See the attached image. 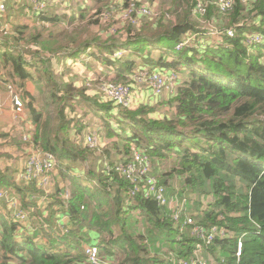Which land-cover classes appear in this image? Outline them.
I'll use <instances>...</instances> for the list:
<instances>
[{"label":"trees","instance_id":"16d2710c","mask_svg":"<svg viewBox=\"0 0 264 264\" xmlns=\"http://www.w3.org/2000/svg\"><path fill=\"white\" fill-rule=\"evenodd\" d=\"M13 1L9 4L11 15L17 5L30 14L33 12L31 6L21 4L20 0ZM185 1L172 0L173 14L169 11L147 22H127L126 37L121 42L99 39L58 47L53 34L46 37L40 31L32 32L29 25L15 26L10 36L0 40V76L5 77L0 78V86L7 88L13 83L28 95L23 81L30 79L42 88L45 82L56 103L55 117L48 109L45 120L44 114L30 104L36 123L33 145L55 154L58 162L67 168L89 162V167H85L86 179L63 173L62 180H57L48 190L50 196L44 201L47 209L41 213L43 218L34 222H29L30 216L24 220L16 217L12 222L7 220L9 228L6 225L0 232V264H91L85 252L90 244L99 247L104 259L120 258L118 264L191 261L202 240L193 236L186 225L187 216L198 218L206 229L217 226L229 233L223 239L216 238L212 245L202 243L215 261L264 264V0H250L247 8L242 0H236L232 11L224 15L226 31L215 37L206 36L211 31L197 25L193 7L198 1L193 0L192 4ZM205 8L203 14H197H206L207 19L219 22V18L213 17H221L222 12L214 11L212 4L209 8L205 4ZM246 11L251 14L249 21L245 20ZM168 13L176 15L180 22L166 27ZM34 16L44 17L41 13ZM63 19L55 15L46 23L58 24ZM231 28L234 36L228 34ZM197 33L205 35L197 37ZM190 34L195 36L192 43L196 46H185ZM256 35H262L263 39L249 44ZM21 41L35 43L18 46ZM27 45L30 49L34 46L36 52L23 53ZM154 50L161 53L159 63L153 60ZM48 53L55 57L66 54L67 58L82 54L83 62L97 61L105 66L103 69L114 70L122 81L136 72L134 65L139 58L144 64L139 70L168 60L170 66L163 65L153 73L164 74L163 70H170L168 74H176L179 83L183 72L189 75L173 97L176 109L169 112L173 114L159 116L156 107L143 105L130 109L106 96L96 97L87 85L91 80L76 86L63 82L47 65ZM29 54L34 55L30 60ZM9 66L12 69L5 70ZM12 77H18V81L8 80ZM111 77L99 76L98 80L107 81ZM23 98L26 101L24 94ZM82 102L100 106L110 133L115 132L114 135L128 144L124 156L120 155L117 161L111 151H106L107 159L102 157L100 161L97 156L91 161L89 153L93 150L88 145L76 147L68 136L67 128L73 122L69 113ZM133 146L150 155L169 199H187V213L179 222L169 205L145 196L144 184L135 189L112 169L116 163L125 161L134 151ZM172 158L176 160L175 165L159 175L165 171L157 172V163ZM107 160H111L110 165ZM75 169L80 171L78 167ZM35 184H25L22 198L39 205L42 194L47 191ZM67 191L69 198L65 197ZM14 194L11 196L15 198ZM20 207L27 210L23 205ZM138 222L147 224L144 235L140 234ZM241 238L243 253L238 259Z\"/></svg>","mask_w":264,"mask_h":264},{"label":"rangeland","instance_id":"374dc122","mask_svg":"<svg viewBox=\"0 0 264 264\" xmlns=\"http://www.w3.org/2000/svg\"><path fill=\"white\" fill-rule=\"evenodd\" d=\"M193 0H187L185 3L190 2L192 4ZM201 1L202 3H205L207 8L212 4L214 11L220 10V7L222 8L223 5H226L227 10H222L221 17L220 15L213 17V18H219V22H216L213 19H207L206 14L204 16H201L194 12V15L196 16V20L198 21L197 25L200 28H203L207 30L208 33L206 36H218V34L226 31V19L224 18L225 13L231 12L233 7L236 4V0H197ZM21 4L28 5L27 3L20 0ZM48 2V11L46 13H41L44 17L51 19L55 15H60L64 17V19L58 23V24H45L43 22L38 21L37 24L32 25L30 30L40 31L46 35V37L51 36L53 34L54 44L58 47H64L68 44H74V45H80L84 43L85 41H94V40H101V41H107L111 42L112 39H115L119 42H121L122 39L126 37L125 30L127 29V22L129 21H141V22H147L149 21V18L154 19L156 16H160L161 14L164 15L165 13L169 12L171 7H173L172 0H47ZM242 2L245 5V8H247L250 4V0H242ZM151 9L154 10L156 13L154 17L151 16V14H147V16H141L137 15L136 12H139L141 9L145 8V12H148L149 6ZM196 7H193V10H195ZM171 14H173L170 11ZM168 13L167 17L169 18V22L167 23L166 27H170L171 25H174L177 22H180V20L177 18L176 15L171 16V14ZM217 14V13H216ZM31 15H34V12L31 13ZM245 20L249 21L251 20V14H249L248 11L244 13ZM176 16V17H175ZM183 16V15H182ZM181 16V17H182ZM172 18V19H171ZM177 19V20H176ZM174 20V22H172ZM221 22V23H220ZM125 24V25H124ZM243 24V23H241ZM139 27H134L135 30H137ZM11 29V27H10ZM9 29V30H10ZM115 30V32L112 34V30ZM220 30V31H219ZM219 31V32H218ZM228 34L229 31H233L235 35V31L233 28L227 30ZM12 34L11 31H8L7 33L1 34L0 38L4 39ZM26 35H29L26 34ZM205 34H195V36L203 37ZM231 35V36H234ZM195 36L193 34H190L187 37L186 45L185 46H196V44H193L192 42L195 41ZM211 37V38H212ZM262 35L259 36L261 38ZM35 43L34 41L25 42L21 41L19 42L18 46H20L23 43ZM95 43H93L94 45ZM120 44V43H119ZM179 46V45H178ZM181 48V47H179ZM121 50H126L125 48H120ZM29 50H32V53H35L36 51L33 48L30 49V45L25 46V49L23 53H28ZM58 50H62V48H58ZM21 52V50H19ZM27 51V52H26ZM40 53V52H39ZM154 53H156L157 57L160 58V53L156 52L154 50ZM41 54V53H40ZM129 54V52H128ZM31 54H29L30 56ZM49 59L54 60L55 54L48 53ZM29 58V57H28ZM141 61V63H139ZM136 65H134V68L136 69V72H134L132 75L128 76L127 81H122L117 78L116 72L113 71L110 76L111 79L105 81L112 84H126L132 89V99L131 103L128 107L130 109H137L140 106L143 105H149L153 108L156 107V110L158 112V115L164 116L165 113L172 112L176 109L175 102L173 101V97L176 95L177 92H175V89L179 87V82H176L175 79H177V75L170 73V70L167 72H164V74H161L160 76L165 78L166 85H168V88L166 86L164 87L163 91L159 94H156L151 86V80L152 74L155 70L160 68V65L153 64L152 66H147L146 68H143L142 70H139L140 67L144 66L143 59L139 58L136 60ZM145 63V62H144ZM54 67H52V70L56 71L60 67H58V61L57 59L53 61L52 63ZM102 65V64H101ZM165 66V65H164ZM163 67V66H162ZM65 74V73H63ZM186 75H189L187 72H183L180 77V82L185 81ZM140 76V77H139ZM98 80V79H97ZM100 80L97 82H90L89 88L97 90V93L99 96L102 94L99 90L101 86ZM38 90H43L42 87H39ZM51 94V92L49 91ZM48 95L47 100L48 103L52 109V117H55L54 110H55V103L51 101V95ZM103 95V94H102ZM45 99V97L43 98ZM44 111V110H42ZM47 114V112H46ZM43 117V120H45L47 117ZM170 115L173 113H169ZM52 123L54 124L55 122ZM55 127V126H53ZM110 133V131H109ZM106 134L105 138L108 140L111 139L110 147L113 150L114 148H117V146H122L123 150H126L128 147V144L124 140H122L119 135H112ZM21 133H17L16 135H8V139H12L14 141L15 139H19V136H21ZM22 139H24V134L22 135ZM118 141L120 143H118ZM117 145V146H116ZM107 146V145H105ZM104 147H98L97 149L91 151L89 153V156L92 160H95L97 156L104 157L107 159L109 156L106 153V149H102ZM133 149H136L135 146H133ZM118 153V152H117ZM127 154V153H126ZM130 155V154H129ZM127 158V156H126ZM116 160V159H115ZM115 160L112 162L115 163ZM111 160H107L108 164L110 165ZM117 161V160H116ZM156 162V161H155ZM176 160L174 158L164 161L161 163H157V172L161 169L165 172H159L160 174H165L168 172L169 168L172 165H175ZM85 165L87 166V163L85 162ZM60 166L62 168H65L64 164H61L59 162V166L57 167V171L59 172ZM177 166V165H176ZM176 166H174V170L176 169ZM89 167V165H88ZM182 178H186L184 175ZM86 179V178H85ZM180 181V180H179ZM19 195H21L19 193ZM199 208V205L196 207V209ZM196 212V211H195ZM195 217V216H194ZM198 222L199 219L197 218ZM136 221V220H135ZM137 226L140 230V234L144 235L146 233V226L147 224L145 222L143 223H137ZM111 261H115L113 264H118L120 261V258L113 259Z\"/></svg>","mask_w":264,"mask_h":264},{"label":"crops","instance_id":"0c3cea01","mask_svg":"<svg viewBox=\"0 0 264 264\" xmlns=\"http://www.w3.org/2000/svg\"><path fill=\"white\" fill-rule=\"evenodd\" d=\"M1 1L5 2L7 8L4 12H0V35L7 33L8 31H11L13 33L15 26H20V25L32 26L34 24L36 25L37 20L47 24L46 21H48L49 17L43 18V19H39V18L37 19L34 15H31L27 11L22 10V6L18 8V5H17L15 7L17 9H14L16 13L12 12L13 15H11L10 7H9L11 0H1ZM12 2L14 1L12 0ZM22 11L24 13H22ZM156 55L154 56L153 60L154 62L159 63L158 60H160V58H158ZM159 55L161 57V53ZM33 57L34 55L29 56L30 59ZM70 57L71 58L69 57L67 58L66 54H64L63 56L55 57L59 64L58 67H60L55 72H56V75L60 77V79L63 82L73 84L74 86H76V84L79 82L82 83L81 85L83 84L85 85L88 80H91L92 82H97V79L99 78V76L111 75L112 72L114 71L112 69L110 71L107 68L103 69L105 66L100 65L99 62L97 61H93L90 64H87V62L86 63L83 62L81 60L82 54L80 55L75 54L74 56L71 55ZM54 60H51V59L48 60L47 65L51 67V69L52 67H54V65L52 64ZM167 62L165 61V64L162 63L160 65V68L163 65L170 66L168 65L169 63ZM77 63H82L83 66ZM149 66L153 67V64H149ZM11 69L12 67L9 66L5 70H11ZM163 71L166 72L165 70ZM2 73H4V71H2ZM187 77L188 75H186L185 81L187 80ZM0 78L4 79L5 77L4 75H1ZM8 80L18 81V77L8 78ZM185 81L179 83V87L181 85H184ZM23 83L25 85L26 91L29 94L25 95V93H22L21 91L22 96L24 94L26 101H25V109L23 113L19 116V119L15 118V112L13 109L11 96L9 92L7 91V88L5 86H0V99L2 103L0 105V191L4 189H10L11 195L15 193L14 194L16 196L15 199L20 203V206L23 205V207H26L27 210L32 208V211L30 212L29 222L30 221L34 222L35 220L39 218H43L44 215L41 213L45 212L47 209L46 207L47 202H44V201L48 199L50 194L43 193L42 194L43 198H41L42 202L39 205L33 204V202H29L27 199L25 201L22 198L23 196L22 190L27 186L25 185L27 183L23 180L21 173L26 166L27 158L29 156L30 151L33 148H35V146L33 145V142H34L33 139H34V135L36 132V125H35L36 123L34 122L32 114H31L30 104H32V106L38 112L43 113L45 116L47 110L51 109L48 103V100H47V97L50 94L49 93L50 89H47L45 82H42L43 83L42 91L38 90L39 88L37 86L38 84L30 79L29 80L26 79L25 81H23ZM91 91L92 92L95 91L96 97L100 99L104 97V95L102 94H100L101 96H99V94L97 93V90L91 89ZM177 91H178V88L175 90V92ZM44 97L45 99H43ZM50 99L53 103H55L53 96H51ZM55 107H56V103H55ZM76 107L77 108L75 111L73 112L71 111L69 113V117L73 118V122L71 123L70 127L67 128V133H69L68 136L74 140V142L76 143V147H79V148L87 147L88 145L87 136L94 133L97 135V139L99 141L97 148L100 146V147H104L106 151H111L113 159L115 157V159L118 160L120 158V155L124 156L125 150H123L122 146H118L120 148H114L112 150L110 147V144L108 143H111L113 141H111V139L107 141V139L105 138L106 134H108L110 130L104 123V117H105L104 110L98 105L88 106L84 102L78 103ZM18 132L21 133L22 135L24 134V139L26 137L27 139L23 140L22 135L19 136V139L17 138L14 141H12L13 138L10 140L8 139V135H16ZM114 133L115 132L111 134L114 135ZM118 143L120 142L118 141ZM120 151L121 153L119 154ZM98 158H100V161H102V157H98ZM104 162H106V160ZM86 163H89V162H86ZM83 165H85V163L80 162L79 165L77 166L69 167L72 169H69L66 166L65 168H62L60 166L59 172L56 169L54 173V180H55L54 185L56 184L57 180H62V178L64 177L63 173L67 174L68 176H70L71 174L72 176H76V177L82 176V178H87L88 174L85 171V167H88V164L87 166H84V167ZM75 167H78L80 171H77ZM67 170L69 172H67ZM19 193L21 195H19ZM45 195H48V196L44 198ZM25 202H27V204H25ZM36 212L38 215H36ZM15 219H16L15 210L12 207V204L9 203L6 199L0 198V232L4 231L6 225H8L7 228H9L10 223L7 224L8 222L7 220H9V222H12V220L14 221ZM35 231L38 232L37 229ZM1 256H2V252L0 250V257ZM6 264H10V263H6Z\"/></svg>","mask_w":264,"mask_h":264},{"label":"built area","instance_id":"2783aa9c","mask_svg":"<svg viewBox=\"0 0 264 264\" xmlns=\"http://www.w3.org/2000/svg\"><path fill=\"white\" fill-rule=\"evenodd\" d=\"M23 2L31 6L34 13H46L48 11L49 4L47 0H23ZM219 7L221 12L222 10H227L226 5H223L222 8L221 6ZM6 8L7 6L5 2L0 0V12H4ZM205 9V3L198 1L194 11L195 13L203 14ZM144 10L145 8L141 9L139 12H136V14L147 16L149 13L152 17H154L156 14L150 8L148 12H145ZM229 35H234V32L229 31ZM259 36L260 35H256L251 40H249V44H252V42H260L263 37L259 38ZM28 60H30V58ZM152 74L154 75L151 77V88L156 94L161 93L165 86L168 88L165 78L160 76L161 74ZM101 83L102 84L99 90L104 96L108 97L115 104L122 107H128L130 105L133 93L131 87L126 84H112L105 81H101ZM87 85L89 86L90 83L88 82ZM7 91L11 96L15 118L19 119V116L25 109V101L23 99L22 93L13 83H10L7 86ZM1 104L2 103L0 99V105ZM87 144L90 149H97L99 144L97 135L94 133L88 135ZM58 164V158L55 156V154L45 151L42 148L35 147L29 153L26 166L21 173L22 178L26 183H36L41 189L47 191L45 193L47 194L48 190L51 189L55 183L54 173L58 167ZM112 169H115L116 172H119L125 179L131 182V184H133V188L135 189H137L139 185L144 184L145 189L143 190V193L145 196L148 198H156L161 205H169V207L174 211V218L177 222H179V219L181 220L183 215L187 213V199L184 198L180 200L178 197L171 199L168 198L167 189L165 185L160 183V180L155 172L154 162L152 161L149 154L134 149V151L129 156H127L124 162L116 163ZM65 197H70L69 191L66 192ZM0 198L6 199L12 204V207L15 210V217L17 219L24 220L30 216L32 209H22L19 202L11 196L10 189H4L0 191ZM186 220V225L190 227V231L192 232L193 236L202 240V242L198 244L194 253V257L191 261L183 259L182 262L180 261L178 264H222V260L217 262L215 261V257L209 255V251L204 249L205 245L202 243L212 245V242H214L216 238L223 239L224 237H228L229 233L223 228L217 226L213 227L211 230L208 228L206 229L194 216H187ZM85 252L89 257L91 264H113V262L100 256V249L96 244H90L89 246H86ZM242 253L243 242L240 240L237 252L238 259L242 257Z\"/></svg>","mask_w":264,"mask_h":264},{"label":"clouds","instance_id":"9594fccd","mask_svg":"<svg viewBox=\"0 0 264 264\" xmlns=\"http://www.w3.org/2000/svg\"><path fill=\"white\" fill-rule=\"evenodd\" d=\"M258 228V227H257ZM258 229H260V228H258ZM253 233H258V231H253ZM240 240H242V238L240 239ZM238 252V251H237Z\"/></svg>","mask_w":264,"mask_h":264}]
</instances>
